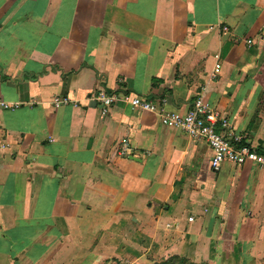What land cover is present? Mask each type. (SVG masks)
Returning a JSON list of instances; mask_svg holds the SVG:
<instances>
[{"label": "crops", "instance_id": "0c3cea01", "mask_svg": "<svg viewBox=\"0 0 264 264\" xmlns=\"http://www.w3.org/2000/svg\"><path fill=\"white\" fill-rule=\"evenodd\" d=\"M203 88L264 156V0H0V264H264L263 167L94 99Z\"/></svg>", "mask_w": 264, "mask_h": 264}, {"label": "built area", "instance_id": "2783aa9c", "mask_svg": "<svg viewBox=\"0 0 264 264\" xmlns=\"http://www.w3.org/2000/svg\"><path fill=\"white\" fill-rule=\"evenodd\" d=\"M225 30H227L225 28ZM249 40L248 44L252 45ZM221 65L217 63L218 72ZM100 104L103 114L117 104L126 105L131 110L156 113L165 127L178 128L195 140H204L211 151V167L217 172L226 161L242 165L246 162L256 163L264 168V156L259 155L249 146L244 137L236 133L231 122L219 114L206 99V88H203L186 111L169 109V100L163 97L154 101L145 96L121 91H99L94 97ZM65 99L57 98L55 106L65 105ZM19 105L0 102V109H15Z\"/></svg>", "mask_w": 264, "mask_h": 264}, {"label": "rangeland", "instance_id": "374dc122", "mask_svg": "<svg viewBox=\"0 0 264 264\" xmlns=\"http://www.w3.org/2000/svg\"><path fill=\"white\" fill-rule=\"evenodd\" d=\"M160 263H162V261L154 262L152 264H160ZM171 264H207V263H195V262H192L190 260H187V262L181 261V260H177L175 262H172Z\"/></svg>", "mask_w": 264, "mask_h": 264}, {"label": "trees", "instance_id": "16d2710c", "mask_svg": "<svg viewBox=\"0 0 264 264\" xmlns=\"http://www.w3.org/2000/svg\"><path fill=\"white\" fill-rule=\"evenodd\" d=\"M177 260H181V261H185V262H187V259L178 258V257H173V258H171V259H169V260L162 261V263H160V264H171L172 262H175V261H177Z\"/></svg>", "mask_w": 264, "mask_h": 264}]
</instances>
